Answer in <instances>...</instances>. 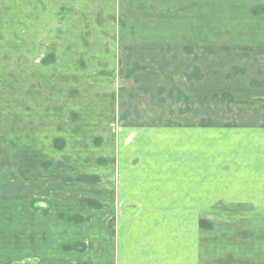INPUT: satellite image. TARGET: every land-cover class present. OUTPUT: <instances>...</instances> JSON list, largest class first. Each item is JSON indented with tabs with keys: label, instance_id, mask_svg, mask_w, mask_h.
Returning a JSON list of instances; mask_svg holds the SVG:
<instances>
[{
	"label": "rangeland",
	"instance_id": "1",
	"mask_svg": "<svg viewBox=\"0 0 264 264\" xmlns=\"http://www.w3.org/2000/svg\"><path fill=\"white\" fill-rule=\"evenodd\" d=\"M206 6L213 11L214 0ZM253 14L254 26H206V34L260 39V9ZM67 21L47 18L44 36L30 27L32 40L42 38L37 48L22 44L20 34L10 35L19 36L13 41L0 35V253L14 264H39L20 259L30 225L31 255L43 243L41 264L69 263L59 257L77 243L115 241L119 196L167 194L165 206L171 195L196 188L156 182L177 183L193 172L207 184L198 191L207 199L200 227L207 264H246V252L257 251L247 249L251 241L264 242L261 219L241 211L245 203L208 198L244 194L246 183L264 178L262 50L252 57L154 58L149 46L166 45L157 37L163 27L125 26L114 36L129 56L112 57L106 50L117 42L103 40L101 27ZM188 155L200 162L189 164ZM220 176L228 185L214 192L210 185ZM210 207L236 209L222 212L219 229Z\"/></svg>",
	"mask_w": 264,
	"mask_h": 264
},
{
	"label": "crops",
	"instance_id": "2",
	"mask_svg": "<svg viewBox=\"0 0 264 264\" xmlns=\"http://www.w3.org/2000/svg\"><path fill=\"white\" fill-rule=\"evenodd\" d=\"M206 2L207 0H53V2L48 0H0V35L10 37V35L20 34L22 44L29 47L30 43L34 42L37 48L42 38L32 40L29 37L32 31L30 27H38L37 30L42 33L40 36H44V25H47V18L58 20L59 25H67L69 24L67 19L75 18L79 19L73 22L75 25L99 26L105 37L103 40L117 42L109 45L110 49L106 50L111 52L112 57L129 56L126 53L128 49L123 46V42L120 44L123 40L118 35L114 36L115 27L125 26L163 27L160 37L153 36H157L159 40L164 39L166 45L149 46V49L154 51L150 54L154 58L252 57L255 50L259 49L262 50L264 56V0L256 1V3L255 0H246L242 3L241 0H214L213 11L207 9ZM51 3H53L52 6ZM256 7L260 9L262 18L260 39L251 35L253 33L230 35L224 38L222 35L213 38L207 36L206 26L217 27L218 32H221L220 27L226 26H254L253 12ZM217 10L222 13H215ZM40 27H42L41 32ZM15 39H19V36L11 38L10 41ZM139 48L144 49L145 45L140 44ZM159 49L166 52L158 54ZM186 158L189 162L190 155ZM195 159V162H200L199 158ZM182 165L186 166V163L183 161ZM202 172H204L203 169H198L197 174L200 175ZM192 174L195 175L193 172ZM193 175L182 178L177 183L173 180L169 183L156 182L155 185H182L196 188L197 192L194 193L171 195L168 200H165V206L162 202L165 197L168 198L165 196L167 194H138L134 195L133 201H123V196L121 198L119 196L115 241L111 242L105 235L102 237L106 238L108 243H97L94 239L91 243H86L87 241L77 243L71 253L63 252L64 255L59 258L66 261L69 257L70 262L64 264H207L204 249L206 233L200 228L205 225L207 199L205 193L198 192L205 191L204 186L207 184L206 179L202 180ZM221 179V176L217 180L213 179L210 186H213L214 192H217V187L228 185L227 182L222 183ZM258 183L261 184V189L257 186ZM231 191L232 193L228 195H222L221 192L219 196L213 195L208 198V201L209 203L228 202L230 203L228 205L233 207L245 203L246 205L241 206L246 209H241V211H252L254 216L261 219L260 226L264 233V178L262 177L260 181L257 180V183L250 186L246 183L244 194L238 192L235 194V191ZM174 202L177 204L174 205ZM253 202L261 204L251 208L250 205H253ZM229 209L224 210L221 207L209 209V214L218 216L219 229L222 212L233 211L236 208L230 207ZM253 215L250 214L251 217ZM35 230V227L27 225L26 231H22L20 242L23 244V252L20 254V259L27 258L33 261L38 259L41 264L40 250L43 248V243L35 250L37 254L31 255L29 249V241ZM253 248L257 251L255 254L246 252L248 256L246 264H264V242L260 244L251 241L247 249ZM5 254L0 253V264H14L15 259L5 257ZM72 260L73 263H71Z\"/></svg>",
	"mask_w": 264,
	"mask_h": 264
}]
</instances>
